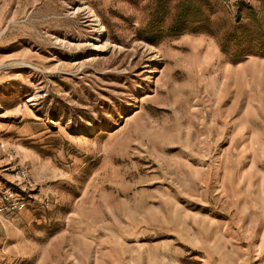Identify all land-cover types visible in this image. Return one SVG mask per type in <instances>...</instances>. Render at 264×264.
<instances>
[{
    "label": "rangeland",
    "instance_id": "1",
    "mask_svg": "<svg viewBox=\"0 0 264 264\" xmlns=\"http://www.w3.org/2000/svg\"><path fill=\"white\" fill-rule=\"evenodd\" d=\"M19 169L0 264H264V0H0Z\"/></svg>",
    "mask_w": 264,
    "mask_h": 264
},
{
    "label": "built area",
    "instance_id": "2",
    "mask_svg": "<svg viewBox=\"0 0 264 264\" xmlns=\"http://www.w3.org/2000/svg\"><path fill=\"white\" fill-rule=\"evenodd\" d=\"M12 185L0 188V217H13L29 207L48 210L51 199L43 193H35L36 185L25 169L16 172Z\"/></svg>",
    "mask_w": 264,
    "mask_h": 264
},
{
    "label": "bare ground",
    "instance_id": "3",
    "mask_svg": "<svg viewBox=\"0 0 264 264\" xmlns=\"http://www.w3.org/2000/svg\"><path fill=\"white\" fill-rule=\"evenodd\" d=\"M78 12H87V14L93 18L92 22L94 23V28L96 29L98 37L104 36V34H103L104 28L100 22V19L98 18V16L96 15V13L92 9H90L89 7L83 6L82 8H79ZM79 47H81V46H79ZM94 50L95 51H101L102 48H101V46L96 44L94 46Z\"/></svg>",
    "mask_w": 264,
    "mask_h": 264
}]
</instances>
